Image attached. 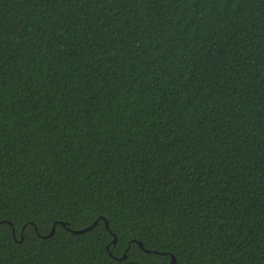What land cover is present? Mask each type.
Segmentation results:
<instances>
[{"label":"trees","instance_id":"trees-1","mask_svg":"<svg viewBox=\"0 0 264 264\" xmlns=\"http://www.w3.org/2000/svg\"><path fill=\"white\" fill-rule=\"evenodd\" d=\"M172 255L264 264V0H0V264Z\"/></svg>","mask_w":264,"mask_h":264},{"label":"water","instance_id":"water-1","mask_svg":"<svg viewBox=\"0 0 264 264\" xmlns=\"http://www.w3.org/2000/svg\"><path fill=\"white\" fill-rule=\"evenodd\" d=\"M96 223H97V221H96L94 224H96ZM106 225L109 226L107 220H106ZM92 227H93V225H91V226H89V227H86V228H83V229H78V230H73V231L76 232V233H83V232H85V231H88V230H89L90 228H92ZM54 230H55V226L53 227V229H52L50 235L54 232ZM171 264H176V258H175L174 255H172V258H171Z\"/></svg>","mask_w":264,"mask_h":264},{"label":"snow or ice","instance_id":"snow-or-ice-1","mask_svg":"<svg viewBox=\"0 0 264 264\" xmlns=\"http://www.w3.org/2000/svg\"><path fill=\"white\" fill-rule=\"evenodd\" d=\"M146 264H163V261H154L152 259H148Z\"/></svg>","mask_w":264,"mask_h":264}]
</instances>
